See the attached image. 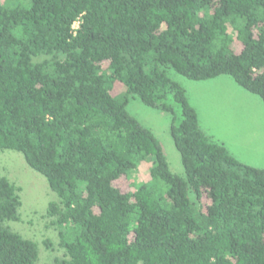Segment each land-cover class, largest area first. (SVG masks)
Returning a JSON list of instances; mask_svg holds the SVG:
<instances>
[{
    "label": "trees",
    "instance_id": "trees-1",
    "mask_svg": "<svg viewBox=\"0 0 264 264\" xmlns=\"http://www.w3.org/2000/svg\"><path fill=\"white\" fill-rule=\"evenodd\" d=\"M170 69L229 75L264 103V0H0V151L56 193L45 264H264V168L202 130ZM131 98L172 114L185 177ZM21 191L0 176V264H40L10 225Z\"/></svg>",
    "mask_w": 264,
    "mask_h": 264
},
{
    "label": "rangeland",
    "instance_id": "rangeland-1",
    "mask_svg": "<svg viewBox=\"0 0 264 264\" xmlns=\"http://www.w3.org/2000/svg\"><path fill=\"white\" fill-rule=\"evenodd\" d=\"M169 75L186 90L190 104L196 109L202 130L216 142L222 143L241 162L264 168V103L262 99L241 86L231 76L220 75L208 80H192L170 69ZM176 122L181 117V107L174 104ZM128 111L160 141L170 169L182 177L185 171L181 154L172 133L173 116L170 113L146 106L139 98H131ZM148 162H143L131 178H124L125 187L132 181L148 179ZM0 176H7L22 187L23 205L21 220L10 225L24 237L39 244L40 264L49 262L61 252L58 247L59 233L47 215V208L56 200L44 176L27 165L23 155L15 150L0 151ZM126 189V188H125ZM49 239L54 250L44 241Z\"/></svg>",
    "mask_w": 264,
    "mask_h": 264
},
{
    "label": "crops",
    "instance_id": "crops-1",
    "mask_svg": "<svg viewBox=\"0 0 264 264\" xmlns=\"http://www.w3.org/2000/svg\"><path fill=\"white\" fill-rule=\"evenodd\" d=\"M234 156V155H233ZM235 157V156H234ZM239 160V159H238Z\"/></svg>",
    "mask_w": 264,
    "mask_h": 264
}]
</instances>
